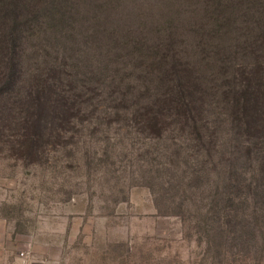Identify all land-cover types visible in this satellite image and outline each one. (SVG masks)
Returning a JSON list of instances; mask_svg holds the SVG:
<instances>
[{"label": "trees", "instance_id": "1", "mask_svg": "<svg viewBox=\"0 0 264 264\" xmlns=\"http://www.w3.org/2000/svg\"><path fill=\"white\" fill-rule=\"evenodd\" d=\"M96 114L170 140L218 225L264 205V0H0V150L75 144Z\"/></svg>", "mask_w": 264, "mask_h": 264}, {"label": "rangeland", "instance_id": "2", "mask_svg": "<svg viewBox=\"0 0 264 264\" xmlns=\"http://www.w3.org/2000/svg\"><path fill=\"white\" fill-rule=\"evenodd\" d=\"M89 119L75 144L0 150V264H264V205L218 225L210 181L178 179L157 152L170 140Z\"/></svg>", "mask_w": 264, "mask_h": 264}, {"label": "built area", "instance_id": "3", "mask_svg": "<svg viewBox=\"0 0 264 264\" xmlns=\"http://www.w3.org/2000/svg\"><path fill=\"white\" fill-rule=\"evenodd\" d=\"M21 254H23V253H21Z\"/></svg>", "mask_w": 264, "mask_h": 264}]
</instances>
